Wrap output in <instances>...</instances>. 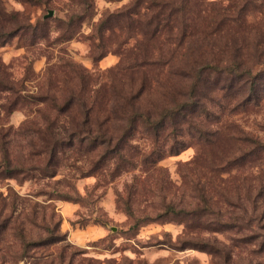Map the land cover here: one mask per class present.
<instances>
[{
  "label": "rangeland",
  "instance_id": "1",
  "mask_svg": "<svg viewBox=\"0 0 264 264\" xmlns=\"http://www.w3.org/2000/svg\"><path fill=\"white\" fill-rule=\"evenodd\" d=\"M165 1L186 7L183 41L178 24L156 35L139 20L99 31L133 0H0V31L16 33L0 38V80L17 90L0 83V264H264V149L251 142L264 143V0L238 17L245 0ZM191 36L204 48L193 58H236L262 73L257 87L209 92L211 113L196 120L206 137L181 120L159 133L138 124L133 165L90 171L88 135L71 133L83 106L56 105L75 92L93 125L134 88L141 111L157 116L186 99L177 66ZM59 138L75 145L59 152ZM46 143L57 152L47 169ZM125 201L137 218H158L135 225ZM170 203L189 214L163 216Z\"/></svg>",
  "mask_w": 264,
  "mask_h": 264
},
{
  "label": "trees",
  "instance_id": "2",
  "mask_svg": "<svg viewBox=\"0 0 264 264\" xmlns=\"http://www.w3.org/2000/svg\"><path fill=\"white\" fill-rule=\"evenodd\" d=\"M250 2H252V0H245L244 3L238 7L233 17H238ZM222 14L225 18L230 16V14L226 12H222ZM185 19L186 7L184 4L176 6L173 1L133 0V2L126 5L124 8L116 12L108 13L100 20L98 26L100 32L120 26L121 24L127 26V29L131 31L132 25L139 20L146 26L145 28L151 30L150 32L152 35H156L166 28L173 29L175 24H178L179 40L183 41L185 36ZM24 28H26V26H21L17 33L24 30ZM13 34H16L15 31H10L8 34L4 33V31H0V38H5V36L11 37ZM193 37L194 36L190 37L189 41L191 43L189 42L185 47L188 61L181 66H177L179 69L178 72L187 80V90L186 93L183 94L186 99L180 102L175 101L173 104L163 107L157 116H151L148 112L141 111V107L137 103L139 93L138 90L135 91L134 88L117 93V99L110 103L111 112L107 115L106 121L95 122L93 125L89 123L91 118L89 108L86 106L85 101L77 96L75 92L68 97L64 96V103L61 106L56 105L60 109L63 108L61 110H64V108L66 109L67 106H72V104L77 101L83 106L81 111L84 118L81 122L77 123V127L74 128L71 133L81 136V128L87 133L88 137L84 140L88 145L83 143L85 142L83 139L80 140V143L81 146L85 145L88 149L93 151L92 169L90 171L100 169L109 160H114L115 169L117 170L126 165H133V159L129 156L128 152L129 149L133 147L130 140L138 124H142L150 131L159 133L161 129L166 128L169 122L175 124L181 120L188 124L190 130H194L200 136L206 137L209 133L206 128L196 120H198L200 116L208 117L211 113L208 106L209 92L216 89H224L226 86H228V91H230L236 85L237 92L247 93V96H250L251 92L257 87L262 73L243 65L236 58L229 59L224 64L215 59L198 60L193 58V55L204 49L203 46L192 42ZM204 38L205 34H202L201 36L198 35L194 40H203ZM209 82L211 84L208 86L207 83ZM0 83L6 90L17 91L14 83H6L3 80H0ZM106 123L107 125H105ZM80 126L83 127L80 128ZM251 142L256 143L255 148L264 149V143L261 141L252 140ZM73 145H75L74 142L69 144L67 140L63 138H59L56 141V146L60 147L59 152H64L67 146ZM42 146V151L45 154L44 166L47 169L54 162L57 152L54 150V145L50 143H46ZM179 150L181 149L177 147L170 148V152L172 153H179ZM153 151L154 150L150 151L148 154H144V158L147 159L148 155H153ZM160 156L161 155H158V160L161 158ZM232 163H237V159ZM50 175H54V172ZM201 201L204 208H208V210L212 209L204 193L201 194ZM125 205V209L129 215L135 218V225H140L141 222L148 219L158 218L148 216L137 218L130 203H126L125 201ZM189 212L190 211L186 209H178L176 205L170 203L167 205L163 216L167 214H189Z\"/></svg>",
  "mask_w": 264,
  "mask_h": 264
},
{
  "label": "water",
  "instance_id": "3",
  "mask_svg": "<svg viewBox=\"0 0 264 264\" xmlns=\"http://www.w3.org/2000/svg\"><path fill=\"white\" fill-rule=\"evenodd\" d=\"M51 15H53V10L52 9L49 10V12L45 15V17H49Z\"/></svg>",
  "mask_w": 264,
  "mask_h": 264
}]
</instances>
